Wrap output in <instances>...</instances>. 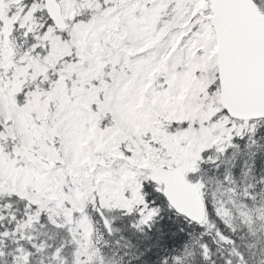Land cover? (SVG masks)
<instances>
[{"label":"snow or ice","instance_id":"snow-or-ice-1","mask_svg":"<svg viewBox=\"0 0 264 264\" xmlns=\"http://www.w3.org/2000/svg\"><path fill=\"white\" fill-rule=\"evenodd\" d=\"M0 264H264V0H0Z\"/></svg>","mask_w":264,"mask_h":264}]
</instances>
